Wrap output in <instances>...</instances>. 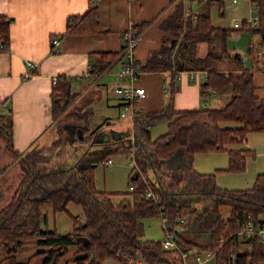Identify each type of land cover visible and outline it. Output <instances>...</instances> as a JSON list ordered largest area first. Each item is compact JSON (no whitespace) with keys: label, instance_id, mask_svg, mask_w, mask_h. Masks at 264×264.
<instances>
[{"label":"trees","instance_id":"1","mask_svg":"<svg viewBox=\"0 0 264 264\" xmlns=\"http://www.w3.org/2000/svg\"><path fill=\"white\" fill-rule=\"evenodd\" d=\"M251 1L258 16L256 26L251 27L248 21L242 20L240 28L257 33L256 47H262L264 0ZM212 5H216L219 14L223 15L220 0H205L197 11H192L183 0H176L171 12L159 22L161 30L168 36L163 37L161 45L153 49L143 63L136 64L140 71L169 72L162 108L156 111L135 110L131 119L136 146L134 157L139 169H145L149 164L160 179L158 161L167 160L180 165L166 183L159 181L156 184L148 177L142 179L135 171L129 176V180L136 183L130 198H122L117 204H112L109 192L96 189L93 167L109 151L120 147L125 152L129 151L130 138L111 141L114 146L110 150L107 148V153H98L100 157L96 161L85 165L79 163L81 156L89 151L84 147L73 161L66 162L64 122L57 121L56 136L49 146H31L19 155L12 147L10 119L0 114V137L12 157L18 156L20 168L19 182L8 202L4 201L0 189V244L5 252L0 264H23L12 258L16 257L21 240L31 232L36 234V244L46 247L35 252L42 256L40 264H68V261L73 264H102L106 257H112L121 264H133L127 262L128 255L129 258H141L144 264H182L178 251L163 248L160 240L141 238L144 232L142 218L148 215L165 218L175 230L182 249L194 247L197 252L213 251L219 239L226 238L211 257L215 258V264H260L259 261L264 260L262 242L236 234L238 225L245 220L243 214L250 213L256 217L264 213V172L256 174L251 187L228 189L216 184L214 173L197 172L191 164L194 152L226 151L229 168L242 169L246 157L253 154V150L227 145L245 141L249 131L264 130V97L255 93L252 70L243 65L241 56L228 52L229 29L212 23ZM8 21L6 16L0 15V51L7 49ZM132 26L140 31L142 25ZM97 30L96 5L90 6L85 14L71 15L67 19V32ZM198 41L207 44L203 56L195 54ZM119 52H90V69L93 73L100 72ZM182 70L205 72V79L200 83L202 97L209 89L223 91L227 87L229 96L214 108L175 110L173 96L178 88L177 73ZM51 95V111L56 117V113L74 97L64 75L57 76ZM79 110V106L72 108L76 111L75 118L79 123L86 122L87 113L79 114ZM162 120L166 121V130L151 138L150 128ZM227 121L236 124L225 125ZM82 126L76 122L73 138L86 144L96 129L86 132ZM148 187L159 193L158 201L144 196ZM71 200L79 203L84 211L82 221L72 217L71 231L62 234L54 228L41 226L47 218L42 205L49 204L55 212L66 210L65 206ZM221 207H229L226 218L221 215ZM180 218L182 222H179ZM69 246L75 248L70 259L60 260Z\"/></svg>","mask_w":264,"mask_h":264},{"label":"crops","instance_id":"2","mask_svg":"<svg viewBox=\"0 0 264 264\" xmlns=\"http://www.w3.org/2000/svg\"><path fill=\"white\" fill-rule=\"evenodd\" d=\"M175 1L99 0L95 4L98 30L67 32L68 17L85 14L92 6L90 0H0V15L6 16L9 20L7 49L0 51V114L10 119L11 142L14 150L20 155L31 146L47 147L51 144L56 136L57 121H59L51 111L52 79L64 75L69 81L70 93L75 95L71 104H80L83 110L87 111V117L86 122L80 120L79 123L75 118L76 121H65L63 140L67 143L76 142L73 138V130L77 122L83 125L86 132L96 129L90 141L85 144L86 146L84 145L85 150L89 149V151L81 156L79 163L83 165L85 158H90L85 163L94 161L96 152L107 153L106 150L114 146L111 141L123 138L122 134L127 124L120 130L112 128L113 126L112 129L106 130L111 124L112 116L102 114L99 121L93 118L96 108L99 107L102 108L101 113H108L113 109L119 116V97L115 94L113 85L116 72L124 61L120 51L126 40L124 32L131 24L142 25L140 27L142 39L133 50V59L136 64L143 63L150 52L161 45L163 37L168 36L161 30L159 22L171 12ZM204 1L183 0L192 11H197ZM220 1L223 5L222 12L229 7L234 11L254 7L251 0H227L226 3L224 0ZM212 13H219L216 5L210 7V16ZM241 19L248 21L245 18ZM211 21L215 25L229 29L228 52H235L241 56L243 65L252 70L255 93L264 97V90L259 87V84H264V47H255L251 51L247 48L249 40L255 39L257 34L251 35L249 32L246 43V32L233 27L231 18L226 24L214 23L212 19ZM53 38L60 40L55 50H51ZM238 44L240 48L236 47ZM243 45L246 51L242 50ZM206 49V42L198 41L195 54L203 56ZM95 51L120 52L100 72L93 73L90 69L92 65L89 53ZM259 60L262 70L259 69L261 66H257ZM29 62L32 64L29 65ZM168 74L169 72L165 71H140L135 85L143 86L146 94L134 102L136 111H156L162 108L166 99L164 88ZM204 79L205 72L201 70H182L177 73L178 88L173 96L175 110L208 108L205 105L207 100L205 101L204 98L210 95L214 98L208 99L212 104L209 108L217 107L222 100H226L229 96V90L226 89L223 91L209 89L203 98L200 95V83ZM69 107V104L63 107L65 112L69 113L72 110L73 107L71 109ZM161 122H164L166 127V121ZM130 129L129 138L135 143L131 122ZM107 142L109 143L107 146L103 145ZM246 142L247 138L245 144ZM1 148L6 150V157L0 161V189L4 201L8 202L19 182L20 168L18 158L12 157L5 147V141L0 137V150ZM8 172L15 176L7 179ZM154 175L156 182L149 180L156 184L159 181L163 184L168 181L165 177H160V180L156 172ZM44 225L47 226V218Z\"/></svg>","mask_w":264,"mask_h":264},{"label":"rangeland","instance_id":"3","mask_svg":"<svg viewBox=\"0 0 264 264\" xmlns=\"http://www.w3.org/2000/svg\"><path fill=\"white\" fill-rule=\"evenodd\" d=\"M226 3L227 0H224ZM256 14V10L254 7H246L244 9H239L238 11H234L230 7L226 9L223 12V15H220L219 13H212L211 19L214 23L220 24H226L227 20L231 18L232 16L238 17L236 20H238L240 23L242 21L241 18L249 19L253 18ZM242 32H246V43L248 42L249 38V32L243 28H239ZM252 35V33H250ZM257 34V33H254ZM258 34L255 39H250L247 45V48L254 49L256 47V43L258 42ZM237 48H240L239 44L236 46ZM264 47V46H263ZM242 50H245V46L243 45ZM264 52V51H263ZM247 53L245 52V55ZM262 62V61H261ZM257 66L260 65V60L258 62ZM259 69H263V67H259ZM259 87L264 90V84H259ZM226 90H229V87L224 88ZM204 98V97H203ZM214 98L213 96H206L204 100H207V107L209 108L210 104L208 99ZM75 99L74 97L71 99L69 104V109H71L74 106H79V114H85L87 111L83 110L80 104L76 103L72 105ZM219 99V98H218ZM223 102V100H222ZM222 102L219 104V106L222 104ZM67 104V105H68ZM82 104V102H81ZM100 109L101 107L96 108V111L94 113L95 117L93 120H101L100 116L102 114H107L112 116L110 118V126L106 127V130L115 128L117 130H120L122 126L127 124V126L124 129L123 132V138H129L131 137V129H130V120L128 116H118V113L116 110L110 109V112L108 113H101ZM76 111H70L69 113L66 111L65 108L60 109L56 113V118L60 121L67 122L69 120H74ZM70 117V118H69ZM76 119V118H75ZM129 122V123H128ZM124 123V124H123ZM230 125H235V122L227 121L225 123ZM111 126H113L111 128ZM165 123L164 122H157L155 123L152 128H150V134L151 138L156 137L159 133H162L165 129ZM247 138V144H245V141H239L236 143H230L227 146L231 148H250L253 150V154H250L246 157L244 167L242 169H230L229 163H228V157L226 151H197L192 154V167L197 171L201 173H214L215 182L218 186L228 189H244L251 187L253 184V181L255 179V176L259 172H264V130L263 131H249L246 134ZM69 141V140H68ZM70 143L65 142V146L67 148L68 155L66 157V162L73 161L77 155H80V152L84 147L86 146L85 143H77L73 141H69ZM129 144H133L132 141H129ZM85 145V146H84ZM5 149L1 148L0 150V161L4 160L6 157ZM108 155L112 158V163L108 165H104L100 161H97L95 163V166L93 167V179H94V185L96 189L103 190L105 192H109V198L112 204H117L122 198H130L132 190L129 189V184L133 181L129 180V176L132 174L134 175L135 171H139V175L141 174L143 178L145 179L144 175L147 176L149 179H152L154 182H156L155 172L151 165L147 164L145 169L138 168V165L136 164L135 168L131 167L130 157L128 154H126L125 151H123V147H120L116 150H113L108 153ZM18 157V156H17ZM90 160V158H85L86 160ZM93 159H96V156L93 157ZM85 161L84 164L85 165ZM158 166L157 172L159 176L165 177L168 179V181L171 179V175L174 173L175 170H178L180 165H174L171 163V161H158L156 163ZM132 171V172H131ZM10 172V171H9ZM8 174L6 175L7 179H10L12 176H15V174ZM66 210H60L53 212L48 205H42V210L46 212L47 215V227L54 228L56 232L58 233H67L72 230L73 228V221L72 217H75L76 219L82 221L84 219V211L82 209V206L74 201L67 202L65 206ZM229 207H221L220 212L222 217L226 218L228 216ZM183 214H186L184 212ZM162 218L159 215H148L142 218V222L144 225V232L142 239H150V240H160L163 238V226H162ZM185 219V218H184ZM42 227H46L44 224H41ZM36 234L33 232L30 233L28 237H25L21 240V246L17 251V255L15 258H12V260L16 259L18 261H21L20 263L23 264H40L42 261V256L35 254V252L38 249H45L46 247H43L42 245L36 244L35 239ZM246 244H243L242 246L245 247ZM75 248L67 247V250L63 256L60 257V260H63L65 258L70 259L71 254L73 253V250ZM190 252H195L196 249L194 247L190 248ZM196 253H198L196 251ZM202 253V252H199ZM123 255L127 256L126 253ZM130 257V255H128ZM127 256V262L131 263L129 261V258ZM202 256L204 257V253H202ZM5 257V252L2 250V245L0 244V260ZM137 257V256H136ZM141 259V258H137ZM259 261V260H258ZM260 264H264V260H260ZM68 264H73V262H69ZM102 264H121L112 257H106ZM163 264V263H162ZM200 264H215V258H210L205 261H203Z\"/></svg>","mask_w":264,"mask_h":264},{"label":"built area","instance_id":"4","mask_svg":"<svg viewBox=\"0 0 264 264\" xmlns=\"http://www.w3.org/2000/svg\"><path fill=\"white\" fill-rule=\"evenodd\" d=\"M99 0H90L91 5L97 4ZM236 1V0H232ZM255 10L256 7L253 5ZM258 20L257 12L253 18H249L248 22L251 27L256 26ZM232 26L235 28H240L241 23L232 19ZM125 33V42L123 47L121 48L122 55L124 57V61L122 65L116 72V79L113 85V90L115 94L119 97V116L124 117L128 116L130 122L132 119V115L135 111L134 102L144 97L146 92L143 86L135 85V80L137 79L140 70L136 67V63L133 59V50L140 43L142 39V34L140 31H136L132 24L129 28L124 32ZM59 38H53L51 40V50H55L57 45L59 44ZM32 63L29 62V65ZM56 82V77H53L52 83ZM132 123V122H131ZM129 151L126 154L130 157L131 166L133 168L136 167L135 161V145L134 143L130 145ZM101 163L104 165H108L112 163V158L110 156H106L101 160ZM139 175V171H136ZM140 178L144 179L140 174ZM136 186V183L133 181L129 184V189L133 190ZM144 196L147 198H151L154 201H158L160 199V195L157 191H154L150 187L145 190ZM245 216L244 222L239 224V228L236 231V234L245 236L246 239L257 238L260 242H262L264 246V213L258 214L256 217L250 215V213L243 214ZM162 226H163V238L160 239L161 246L165 249H174L178 251L182 264H200L203 261L210 259L213 257L214 253L219 250L226 240V238L221 237L219 240V244L213 251H203L204 257L202 253L190 252L189 250L180 248L177 239L175 230L171 228L170 225L166 223L165 218H162ZM182 218L179 219V222H182ZM190 256V257H189ZM190 259V260H189ZM133 264H144L142 259L132 258L129 259ZM155 264H162L161 262H156Z\"/></svg>","mask_w":264,"mask_h":264},{"label":"water","instance_id":"5","mask_svg":"<svg viewBox=\"0 0 264 264\" xmlns=\"http://www.w3.org/2000/svg\"><path fill=\"white\" fill-rule=\"evenodd\" d=\"M116 133H117V132H116ZM98 153H100V151L95 153V155H96V159H95V160L93 159L94 161H96V160L100 157ZM81 165H82V164H81Z\"/></svg>","mask_w":264,"mask_h":264},{"label":"flooded vegetation","instance_id":"6","mask_svg":"<svg viewBox=\"0 0 264 264\" xmlns=\"http://www.w3.org/2000/svg\"><path fill=\"white\" fill-rule=\"evenodd\" d=\"M129 141H131V139H130ZM101 160H102V159H101Z\"/></svg>","mask_w":264,"mask_h":264}]
</instances>
